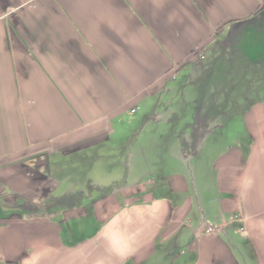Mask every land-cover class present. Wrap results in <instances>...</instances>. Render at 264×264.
<instances>
[{
  "label": "crops",
  "instance_id": "1",
  "mask_svg": "<svg viewBox=\"0 0 264 264\" xmlns=\"http://www.w3.org/2000/svg\"><path fill=\"white\" fill-rule=\"evenodd\" d=\"M260 20L264 0H0V116L20 132L0 143V264H264V103L229 111L245 129L228 146L211 139L221 107L152 144L174 162L161 188L148 115L112 143Z\"/></svg>",
  "mask_w": 264,
  "mask_h": 264
},
{
  "label": "rangeland",
  "instance_id": "2",
  "mask_svg": "<svg viewBox=\"0 0 264 264\" xmlns=\"http://www.w3.org/2000/svg\"><path fill=\"white\" fill-rule=\"evenodd\" d=\"M246 29L239 34L228 35L225 46L220 45L207 58L206 56L200 58L201 64L194 70L180 75L177 84L171 87L173 93L165 98L158 112L153 113L154 110H150V106H147L146 111L143 109L134 118L126 117L119 124L120 130L124 131L112 138L113 145L118 147L120 142L116 140L117 137L122 142L124 138L134 135L135 127L138 131L142 130L147 119L145 116L148 115L150 118L147 121L149 127L141 135L142 143L147 145L144 149L148 148V165L153 173L149 178L156 184L159 183L158 188H161L163 183L159 181L157 174L162 169L163 161L166 160V164L174 162L165 155L162 158L160 151H157L152 144L169 142V137L171 134L175 135L178 128L176 135L179 136L187 128H203L204 112L208 110L210 114L215 115L221 107L222 110H227L228 115L210 119L213 125L220 122L216 126L220 128L212 132L211 139L212 143L223 142L228 146L235 141L241 130L245 129V121L239 114L253 104L264 103V20L252 26L248 25ZM235 96L238 100L241 98V101L234 103ZM231 110L234 112L240 110V113L231 117L229 115ZM177 114L179 117L175 118ZM156 128L159 130H153ZM198 153L199 158L194 161L201 162L203 157H212L216 151L200 149ZM118 156L120 157V154ZM195 165L197 167L199 163L195 162ZM151 170L147 168L148 172Z\"/></svg>",
  "mask_w": 264,
  "mask_h": 264
},
{
  "label": "bare ground",
  "instance_id": "3",
  "mask_svg": "<svg viewBox=\"0 0 264 264\" xmlns=\"http://www.w3.org/2000/svg\"><path fill=\"white\" fill-rule=\"evenodd\" d=\"M3 64L4 62L0 61V66ZM14 115V111L10 112L6 109L4 115L0 116V143H2L7 148H11L20 143L19 126L17 124V119ZM13 135L17 139L16 142L12 141ZM4 175L17 179L21 186H26L28 183H30V180H27L24 174L17 170L7 171L4 173Z\"/></svg>",
  "mask_w": 264,
  "mask_h": 264
}]
</instances>
